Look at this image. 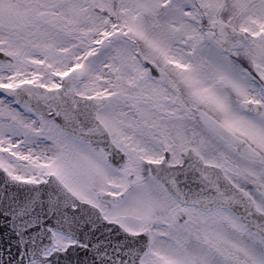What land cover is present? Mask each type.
Masks as SVG:
<instances>
[{
	"label": "snow or ice",
	"instance_id": "obj_1",
	"mask_svg": "<svg viewBox=\"0 0 264 264\" xmlns=\"http://www.w3.org/2000/svg\"><path fill=\"white\" fill-rule=\"evenodd\" d=\"M0 264H264V0H0Z\"/></svg>",
	"mask_w": 264,
	"mask_h": 264
}]
</instances>
